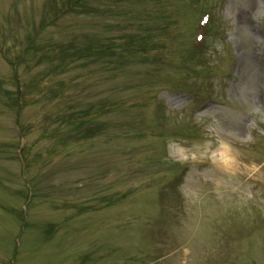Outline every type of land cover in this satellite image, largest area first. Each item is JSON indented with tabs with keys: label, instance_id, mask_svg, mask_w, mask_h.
Wrapping results in <instances>:
<instances>
[{
	"label": "rangeland",
	"instance_id": "rangeland-1",
	"mask_svg": "<svg viewBox=\"0 0 264 264\" xmlns=\"http://www.w3.org/2000/svg\"><path fill=\"white\" fill-rule=\"evenodd\" d=\"M0 264H264V0H0Z\"/></svg>",
	"mask_w": 264,
	"mask_h": 264
},
{
	"label": "trees",
	"instance_id": "trees-1",
	"mask_svg": "<svg viewBox=\"0 0 264 264\" xmlns=\"http://www.w3.org/2000/svg\"><path fill=\"white\" fill-rule=\"evenodd\" d=\"M153 29L154 28H152V26L151 27L146 26L143 30H141V34H138L135 39H134V36L133 37H131V36L124 37V42H123V45L121 48V52L125 53V54L124 55L122 54V56L120 55L122 58L121 57H118V58H121L125 63L126 59H129V61H131L132 58H130V56H132L133 54H137L138 51H142V53H145V51L147 49H149L151 47V45H153L152 43H150L151 36H148L149 34H147V33H149L148 31H151ZM105 49H106V46H101L99 44V46L95 49L99 52L95 53L94 48H92L90 45H85V46H81L80 48H78L76 54H72V56H70V57L73 61H75L74 59L76 57H78V58H81L82 62L89 63V61L92 59L93 60H99V58H102V57H100V55L103 54L102 52H104ZM107 52L108 51L105 52L107 56L114 57V55L110 54V52L109 53H107ZM104 57H106V56H104ZM107 61H108V58H107ZM123 61L120 62L119 64H122ZM67 121H72L71 116L69 117V119H67ZM75 122L79 126L82 123V121H80V120H75ZM82 132L86 133V134H90V135H92L94 133L92 130L89 131L88 129H84Z\"/></svg>",
	"mask_w": 264,
	"mask_h": 264
},
{
	"label": "bare ground",
	"instance_id": "bare-ground-1",
	"mask_svg": "<svg viewBox=\"0 0 264 264\" xmlns=\"http://www.w3.org/2000/svg\"><path fill=\"white\" fill-rule=\"evenodd\" d=\"M221 154H222V156L224 157V155L226 154V151L224 150L223 152H221ZM225 165H227V166H231L232 164L229 163V164H225ZM230 168H231V167H230ZM241 168L245 169V168H248V167H246V166H242Z\"/></svg>",
	"mask_w": 264,
	"mask_h": 264
}]
</instances>
